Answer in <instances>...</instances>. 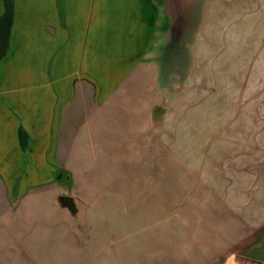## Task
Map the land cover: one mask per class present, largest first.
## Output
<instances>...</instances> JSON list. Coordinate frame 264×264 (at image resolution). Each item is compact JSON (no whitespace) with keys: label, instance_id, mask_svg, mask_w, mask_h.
<instances>
[{"label":"rangeland","instance_id":"374dc122","mask_svg":"<svg viewBox=\"0 0 264 264\" xmlns=\"http://www.w3.org/2000/svg\"><path fill=\"white\" fill-rule=\"evenodd\" d=\"M188 50L167 81L180 116L167 155L100 168L88 143L70 141L59 160L79 211L34 263L219 264L264 235V0H204Z\"/></svg>","mask_w":264,"mask_h":264},{"label":"crops","instance_id":"0c3cea01","mask_svg":"<svg viewBox=\"0 0 264 264\" xmlns=\"http://www.w3.org/2000/svg\"><path fill=\"white\" fill-rule=\"evenodd\" d=\"M162 21L159 0H14L0 62V264H36L57 232L70 237L72 215L57 202L73 197L79 211L59 160L70 141L88 143L100 168L109 158L167 155L180 116L174 103L168 113L176 92L154 58ZM259 237H245L219 264H264Z\"/></svg>","mask_w":264,"mask_h":264},{"label":"water","instance_id":"95a60500","mask_svg":"<svg viewBox=\"0 0 264 264\" xmlns=\"http://www.w3.org/2000/svg\"><path fill=\"white\" fill-rule=\"evenodd\" d=\"M204 0H159L163 21L162 40L156 47L155 62L161 81L172 76L183 75L190 65L191 54L188 50L197 26L198 14ZM57 202L74 216L77 206L73 197L58 196Z\"/></svg>","mask_w":264,"mask_h":264},{"label":"trees","instance_id":"16d2710c","mask_svg":"<svg viewBox=\"0 0 264 264\" xmlns=\"http://www.w3.org/2000/svg\"><path fill=\"white\" fill-rule=\"evenodd\" d=\"M4 12L0 16V62L6 56L9 46L10 29L14 19V0H2ZM20 147L25 149L27 146V135L22 127L18 129Z\"/></svg>","mask_w":264,"mask_h":264}]
</instances>
